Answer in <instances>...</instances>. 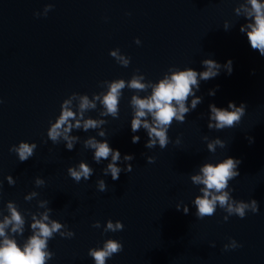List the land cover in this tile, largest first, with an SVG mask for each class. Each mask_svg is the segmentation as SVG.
I'll return each instance as SVG.
<instances>
[{
	"label": "water",
	"instance_id": "95a60500",
	"mask_svg": "<svg viewBox=\"0 0 264 264\" xmlns=\"http://www.w3.org/2000/svg\"><path fill=\"white\" fill-rule=\"evenodd\" d=\"M0 264H264V0H0Z\"/></svg>",
	"mask_w": 264,
	"mask_h": 264
}]
</instances>
